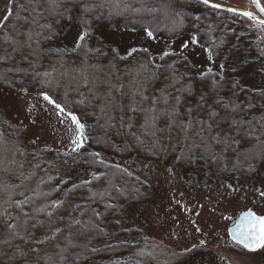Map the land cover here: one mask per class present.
<instances>
[{
  "label": "trees",
  "instance_id": "obj_1",
  "mask_svg": "<svg viewBox=\"0 0 264 264\" xmlns=\"http://www.w3.org/2000/svg\"><path fill=\"white\" fill-rule=\"evenodd\" d=\"M71 14L84 38L68 50L58 39ZM92 28L189 33L224 67L196 74L174 51L158 62L144 48L121 55L91 44ZM236 55L243 60L233 64ZM242 69L258 73L257 88L240 83ZM0 88L46 94L83 125L79 148H28L0 113V264H178L189 256L141 229H108L149 193L96 151L162 161L192 183H256L264 192V29L246 16L204 0H11L0 23Z\"/></svg>",
  "mask_w": 264,
  "mask_h": 264
},
{
  "label": "rangeland",
  "instance_id": "obj_2",
  "mask_svg": "<svg viewBox=\"0 0 264 264\" xmlns=\"http://www.w3.org/2000/svg\"><path fill=\"white\" fill-rule=\"evenodd\" d=\"M10 1L0 0V23L9 11ZM260 1L264 8V0ZM210 3L254 11L250 0H210ZM90 31L91 44H106L121 55L144 48L158 62L161 54L174 51L188 60L196 74L218 72L224 67L211 61L207 51L189 33L166 39L149 36L140 29L92 28ZM82 33L71 14L67 27L59 34V44L70 50ZM240 59L243 60L236 55L230 61L236 64ZM235 76L248 88L259 85L255 70L242 69ZM55 105L40 93L0 88V113L28 148L72 149L82 141L73 118ZM96 152L101 161L121 166L137 176L149 193L144 200L124 209L108 228L110 231L135 227L174 253H189L178 264H264V246L246 251L228 236L229 226L240 213L252 210L264 217V192L258 184L233 185L223 180L192 183L162 161ZM85 177L86 173H79L78 180Z\"/></svg>",
  "mask_w": 264,
  "mask_h": 264
},
{
  "label": "snow or ice",
  "instance_id": "obj_3",
  "mask_svg": "<svg viewBox=\"0 0 264 264\" xmlns=\"http://www.w3.org/2000/svg\"><path fill=\"white\" fill-rule=\"evenodd\" d=\"M210 0H204L205 4H209ZM255 3L256 0H253ZM213 7H220V5H212ZM257 7H259V4L257 3ZM262 12H264V8L260 9ZM230 11H234V9H230ZM244 16H251V13L244 12L242 13ZM264 23V21H262ZM148 35L151 36L152 33L148 32ZM83 34L81 35V39H83ZM44 98L46 100L51 101V98L48 97L46 94L44 95ZM57 109H60L61 106L59 104L55 105ZM62 110V109H61ZM73 120L75 121L76 118L73 117ZM78 128H83V125L79 124L78 121H76ZM76 143V141H74ZM82 146V141L80 143H76V147L79 148ZM247 225L244 228L238 227V230L234 232V235L239 239V242L244 245V247L248 248L249 250L254 251L256 248H259L261 246H264V217H254L252 213H247Z\"/></svg>",
  "mask_w": 264,
  "mask_h": 264
},
{
  "label": "water",
  "instance_id": "obj_4",
  "mask_svg": "<svg viewBox=\"0 0 264 264\" xmlns=\"http://www.w3.org/2000/svg\"><path fill=\"white\" fill-rule=\"evenodd\" d=\"M250 1H251L252 5H253V8H254L255 12L243 11V10H238V9H234V11H230V9H232V8H227V7H223V6H220V8L221 9H225V10L230 11V12H234V13L240 14V15H243L242 13H244V12H249V13H251V16L250 17L246 16V17L253 18L256 22L261 23V24L264 25V23H262V21H264V12H262L260 10L261 8H263V6L260 3V0H256L255 3L253 2V0H250ZM257 3L259 4V7H257ZM247 213H252V215L254 217H260V216L256 215L255 212H253L252 210H247V211L242 212L237 217L235 223L228 229V235H229V237H230V239L232 241H234L238 245L242 246L243 248L249 250L248 248L244 247V245L241 244L239 242V239L234 235V232H236L238 230V227H241V228L246 227V225H247L246 214Z\"/></svg>",
  "mask_w": 264,
  "mask_h": 264
}]
</instances>
